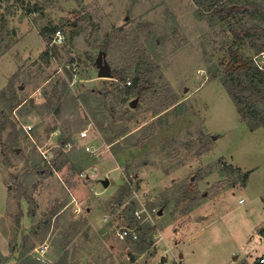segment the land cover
<instances>
[{"label": "rangeland", "instance_id": "obj_1", "mask_svg": "<svg viewBox=\"0 0 264 264\" xmlns=\"http://www.w3.org/2000/svg\"><path fill=\"white\" fill-rule=\"evenodd\" d=\"M251 2L219 22L193 0H0V264H257L264 127L220 81L229 46L257 53L235 37L264 29V0ZM101 52L125 82L98 76ZM145 60L143 95L119 105ZM128 203L150 213L146 250L118 236Z\"/></svg>", "mask_w": 264, "mask_h": 264}, {"label": "trees", "instance_id": "obj_2", "mask_svg": "<svg viewBox=\"0 0 264 264\" xmlns=\"http://www.w3.org/2000/svg\"><path fill=\"white\" fill-rule=\"evenodd\" d=\"M197 8L203 12H207L217 21L222 22L234 15L243 13H248L251 15L252 11L247 10V7L255 6V2L251 0H193ZM256 10H260L259 8ZM231 26V31L235 34V30ZM242 35L235 34V37L239 40L243 37L249 39L250 44L256 49V52L264 49V29L259 25H252L247 28L245 25L240 26ZM52 31H55L53 28ZM229 60L224 67V73L220 76V81L227 91L228 95L232 99L236 110L241 117V119L246 123L250 130L257 129L259 127H264V71L259 69L252 60V57H248L243 54L234 45L228 48ZM44 56H47V51L43 52ZM148 62L145 60L142 63H138L135 68L134 76L132 81L128 84H123L119 93L121 95L119 105L124 104L127 101V97L134 94L135 96H142L144 93L145 83L147 81L145 67ZM112 72V68H111ZM113 77H119L124 82L126 81L127 75L125 70H114L112 73ZM109 95L108 91L95 95V100L98 101L100 105H105ZM20 104V103H19ZM114 111V110H113ZM110 110L111 114H114ZM119 136L130 137L126 135L125 129L120 131ZM126 135V136H125ZM17 134L15 129L9 134L10 147L16 145ZM128 140V139H127ZM113 140L108 139V143H112ZM66 141H62V144ZM139 143V141L137 142ZM119 146V144H117ZM61 165H56V169H60ZM240 171L239 168H234ZM39 171V168H38ZM242 181L246 182L249 172L242 173ZM130 192V187L127 184H123L120 188V193L118 195L117 201L121 203L124 196ZM164 206V204L162 205ZM134 206L133 204H127L123 212L127 217V224L137 227V239L134 240L136 243V248L139 251L146 250L151 242L148 241L147 233L152 229V226L146 223L139 224L138 220L133 216ZM188 210V208H186Z\"/></svg>", "mask_w": 264, "mask_h": 264}, {"label": "built area", "instance_id": "obj_3", "mask_svg": "<svg viewBox=\"0 0 264 264\" xmlns=\"http://www.w3.org/2000/svg\"><path fill=\"white\" fill-rule=\"evenodd\" d=\"M19 1H23V2H29V1H33V0H19ZM62 35L58 34V36L55 37V40H53V42H61L62 41ZM252 60L255 63V65L264 71V49L258 51L257 53H255L252 56ZM23 128L26 132H28V130L30 129V126H25L23 125ZM88 135V130L84 129L81 130L79 132V139H85ZM92 145H86L85 146V150L89 151L90 153L93 152L92 150ZM243 200H239V202L241 203ZM126 205V204H125ZM133 216L135 217L136 220H138L139 224H142L144 222H146L148 220V218L150 217V213L145 210V208H134L133 210ZM119 218H123L122 215L119 214L118 216ZM118 236L121 239H125L128 238L130 240H136L137 239V227L136 226H131L129 224L126 225H122L120 226L119 230H118ZM261 239V244H262V249L259 253V255L256 258V263L257 264H264V235L260 237ZM35 258L36 260L42 262V263H46V259H45V255H46V246H39L38 248H36L35 250ZM161 264H165L164 262Z\"/></svg>", "mask_w": 264, "mask_h": 264}, {"label": "water", "instance_id": "obj_4", "mask_svg": "<svg viewBox=\"0 0 264 264\" xmlns=\"http://www.w3.org/2000/svg\"><path fill=\"white\" fill-rule=\"evenodd\" d=\"M95 64L98 68V76L99 77H112V72H111V66L110 64L107 62V60L105 59V53L101 52L98 54L96 60H95ZM136 99L131 100L130 102V106H134L136 104ZM108 180L105 179L103 180V184L105 186L108 185Z\"/></svg>", "mask_w": 264, "mask_h": 264}]
</instances>
